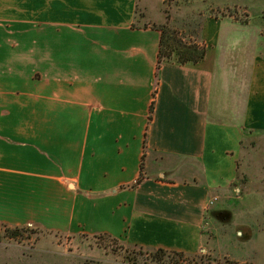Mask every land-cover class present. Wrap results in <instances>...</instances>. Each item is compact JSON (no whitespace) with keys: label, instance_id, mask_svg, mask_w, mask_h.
I'll return each instance as SVG.
<instances>
[{"label":"crops","instance_id":"1","mask_svg":"<svg viewBox=\"0 0 264 264\" xmlns=\"http://www.w3.org/2000/svg\"><path fill=\"white\" fill-rule=\"evenodd\" d=\"M165 1L0 0V223L202 249L210 201L264 134V53L242 116L223 110L219 20L188 41L203 61L159 68Z\"/></svg>","mask_w":264,"mask_h":264},{"label":"rangeland","instance_id":"2","mask_svg":"<svg viewBox=\"0 0 264 264\" xmlns=\"http://www.w3.org/2000/svg\"><path fill=\"white\" fill-rule=\"evenodd\" d=\"M140 14L144 17V10ZM158 15L155 10L145 21ZM161 15L185 41L201 40L206 23L219 20L218 95L223 110L241 117L254 58L264 53V0H166ZM200 45L205 47L203 41ZM239 162L237 181L209 203L205 243L195 253L0 223V264H264V134L246 137ZM212 210H227L230 216L223 220Z\"/></svg>","mask_w":264,"mask_h":264},{"label":"trees","instance_id":"3","mask_svg":"<svg viewBox=\"0 0 264 264\" xmlns=\"http://www.w3.org/2000/svg\"><path fill=\"white\" fill-rule=\"evenodd\" d=\"M162 31L161 46L159 52V68L164 62H173L178 64H195L201 62L205 59L207 50L205 47H201L197 43H189L179 36V33L175 28L170 27L167 23L160 26ZM142 181L140 178L137 183L139 184ZM134 185V186H135ZM215 216H221V219L228 218L230 216L229 211H210ZM224 214V215H223ZM228 214V217H226ZM225 216V217H224ZM24 228V227H23ZM21 228L22 230H24ZM29 228V226H25ZM20 228L11 229L12 231H19ZM100 238H112L106 234L95 235ZM116 240V239H114ZM118 241V240H116ZM159 251H168L165 249H159ZM183 254L182 252H179Z\"/></svg>","mask_w":264,"mask_h":264}]
</instances>
